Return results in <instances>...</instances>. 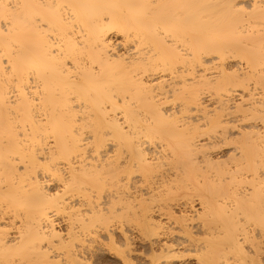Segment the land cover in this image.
Returning a JSON list of instances; mask_svg holds the SVG:
<instances>
[{"label": "bare ground", "instance_id": "6f19581e", "mask_svg": "<svg viewBox=\"0 0 264 264\" xmlns=\"http://www.w3.org/2000/svg\"><path fill=\"white\" fill-rule=\"evenodd\" d=\"M107 246L264 264V0H0V264Z\"/></svg>", "mask_w": 264, "mask_h": 264}, {"label": "rangeland", "instance_id": "374dc122", "mask_svg": "<svg viewBox=\"0 0 264 264\" xmlns=\"http://www.w3.org/2000/svg\"><path fill=\"white\" fill-rule=\"evenodd\" d=\"M135 222H137V221H135ZM135 222H134V225H135ZM138 223V222H137ZM136 223V225H139V224H137ZM133 225V231L134 232H131V234L132 233H134V234H132V236H136V235H138V234H140L142 231H141V228H143L142 226H141V224H140V226L139 227H135ZM137 228H139L138 230H136ZM141 231V232H140ZM140 232V233H139ZM138 233V234H137ZM143 235H148L146 232L143 234ZM140 244V245H139ZM137 246H138V248L140 247V246H142L143 247V245L141 244V243H139ZM109 247H111V246H109ZM109 247L107 246L106 247V250L105 251H103V253H105V254H103V255H99L98 257H94L93 258V260H92V264H123L121 261H119L118 259H117V257H116V253H115V250L113 251V249L111 250V249H109ZM142 247H140V249H144V248H142ZM115 249V248H114ZM108 250H109V252H111V253H108ZM146 252H149V249H144ZM109 254H111V255H109ZM115 254V255H114ZM185 256H187V252H186V254H185ZM101 258V259H98V258ZM136 259V258H135ZM97 261H99V262H97Z\"/></svg>", "mask_w": 264, "mask_h": 264}]
</instances>
